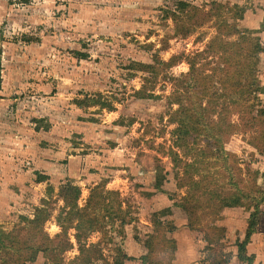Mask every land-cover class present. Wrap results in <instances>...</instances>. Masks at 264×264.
I'll use <instances>...</instances> for the list:
<instances>
[{
	"label": "rangeland",
	"instance_id": "374dc122",
	"mask_svg": "<svg viewBox=\"0 0 264 264\" xmlns=\"http://www.w3.org/2000/svg\"><path fill=\"white\" fill-rule=\"evenodd\" d=\"M189 1L211 6L213 0ZM218 1L247 6L244 18L234 21L243 30L255 31L253 36L261 37L264 47V0ZM177 2L0 0V221L6 230L13 229L23 217H33L42 207L49 213L47 231L51 235L61 231L58 213L63 201L58 198V186L63 183H40L37 179L51 161L53 169L60 173L67 159L79 155L90 157L96 165L93 170L99 167L98 173L105 170L101 176L113 183L110 189L119 190L131 205L133 222L125 227V236L115 232V243H105L100 233L80 235L72 228L74 248L66 254L67 260L81 251L99 261L112 259L116 246L120 245L136 258L126 264H145L143 257L149 251L146 240L154 228L152 215L168 205L174 207L169 219L180 229L170 235L179 236L181 247L186 246L190 240L185 230L188 219L179 207L186 189L178 186L181 171L165 155L173 143L175 127L169 121L171 112L177 108L169 100L173 84L169 80L159 83L156 92L163 96L160 99L136 98L131 94L142 85L143 72L127 68L134 60L152 61L156 52L169 59L206 48L216 33V25L210 22L187 38L174 36L170 10L176 8ZM75 51L87 56H77ZM259 59V83L264 85V52ZM188 70L184 61L172 72L181 75ZM96 93L125 98L114 99V111L80 108L75 103L77 98ZM259 99L264 104V90ZM36 119H41L43 126L50 124V130H37ZM131 119L136 122L131 123ZM234 120L239 122V116L235 115ZM249 136L250 132L237 133L227 148L239 154L243 166L264 173V154L256 153L248 144ZM158 165L165 167L168 176L164 187L153 192L152 189L158 188L155 185ZM49 185L54 188L53 194L48 192ZM90 185H81L82 205ZM159 192V199L154 200L153 196ZM250 214L244 208L227 209L220 220L228 229L225 251H233L235 255L231 264L254 262L253 257L249 262H241L238 254ZM192 236L200 246L192 264H208L202 250L209 242L206 233L194 232ZM30 264L51 263L41 255Z\"/></svg>",
	"mask_w": 264,
	"mask_h": 264
},
{
	"label": "trees",
	"instance_id": "16d2710c",
	"mask_svg": "<svg viewBox=\"0 0 264 264\" xmlns=\"http://www.w3.org/2000/svg\"><path fill=\"white\" fill-rule=\"evenodd\" d=\"M211 3V6L210 3L197 5L189 0H178L176 8L170 10L175 25L174 36L187 38L210 22L216 25V33L206 48L192 55L176 54L169 59L156 52L152 61L134 60L127 68L143 72L142 85L131 94L136 98L160 99L163 96L156 92L159 83L169 80L173 84L169 100L177 108L171 112L169 121L175 127L173 143L165 155L182 174L178 186L185 188L186 194L180 206L188 215V226L204 231L208 237L205 261L230 264L232 253L225 251L224 243L227 227L220 220H223L226 208L243 207L251 215L247 236L239 244V255L249 262L251 257L247 254L246 244L264 215V173L258 168L243 166L239 154L227 146L237 133L250 132L248 144L256 153L264 154V104L259 99L264 88L258 76L259 55L264 52V47L261 37L253 36L255 31L243 30L234 21L244 18L247 6H232L218 0ZM168 47L166 41L164 48ZM74 53L87 56L81 51ZM184 61L189 70L175 75L174 67ZM124 98L96 93L77 98L75 103L80 108L99 107L114 111L115 100ZM235 115L239 116V122L234 120ZM131 120V123L136 122V119ZM35 121L37 130H50V124L43 126L41 119ZM118 122L123 123L121 119ZM167 176L165 167L158 165V187L164 185ZM48 178L42 174L37 180L43 182ZM49 186L48 192L53 194L54 188ZM59 190L58 198L63 201L58 213L61 231L54 235L47 231L49 213L42 207L33 217H23L11 230H6L0 223V264H30L41 255L51 264H126V261L136 259L117 245L112 259L99 261L81 251L67 260L66 254L74 248L70 236L72 228L80 235L100 233L102 241L115 243V232L125 236V227L132 224L133 214L121 192L108 188L105 182L89 186V195L83 205V188L79 184L67 181ZM172 215L171 207L153 213L154 228L146 240L149 251L143 257L145 264H176L178 245L170 234L177 225L169 219ZM160 251L163 255H156Z\"/></svg>",
	"mask_w": 264,
	"mask_h": 264
},
{
	"label": "crops",
	"instance_id": "0c3cea01",
	"mask_svg": "<svg viewBox=\"0 0 264 264\" xmlns=\"http://www.w3.org/2000/svg\"><path fill=\"white\" fill-rule=\"evenodd\" d=\"M25 1L27 2L28 0H25ZM67 161L68 162L62 164L63 165L62 171L60 170V173L56 172L53 169L54 163H53V161H51L48 165H46V168L44 167L45 170H42L41 174L47 175L49 178L46 181H48L52 184L59 183L61 181H62V183H65L67 181H71V182L79 184L81 186L83 184L86 185L87 183L93 185V184H97L99 182H105V183H107L108 188H110V186H112L113 183L106 182L105 177L101 176V174L105 173L104 169H102L100 171V173H98L99 167H97V170H93V168L96 167V165H95V163L93 164L94 161L90 157H85V156L80 157L78 155V157H72L70 159H67ZM124 172H126V169H124ZM120 179L122 180L124 178H120ZM155 180H156V178H155ZM40 183H42V182H40ZM155 185H156V187H158L157 181H155ZM58 187L60 188V186H58ZM163 187H164V185L162 187H158L157 189H152V191L156 192L157 190H159ZM15 194H17V193L15 192ZM160 194H161L160 192L155 194L153 196V199L158 200L160 197ZM13 195L14 194H12V196ZM12 198H14V197H12ZM170 206L171 205H168L165 207H170ZM179 207L182 208L180 205H179ZM236 208H243V207L226 208L224 211V217H225V213H226L227 209H236ZM172 211L174 214V207L172 208ZM183 212H184L185 216H187V219H188V215H187L186 211L184 210ZM0 219H2V218L0 217ZM1 222L2 221H0V223ZM223 225H225V224H223ZM247 227H248V225H247ZM179 230L180 229H178V230L176 229L173 233H171V235L177 234V231H179ZM185 230L189 233V236H190V240H187L186 246L181 247L179 236L176 237V235H175L173 237L176 239L177 245H178V248L176 251V257H175L176 264H192L193 261L198 257L200 246L197 244V241L195 239L196 237L192 236V234L194 232H200V231L191 229L188 226V221H187V226L185 227ZM227 232H228V229H227ZM226 236H227V234H226ZM246 236H247V228H246V232H245V230L243 231V237L246 238ZM225 240H226V237L224 238V241ZM205 247H206V245H205ZM205 247H203V249H202L203 251H204ZM246 249H247L248 256L253 257L254 262H252V264H256V263L264 264V261H262V260H264V215H263L261 221L258 223L256 231L252 234L249 242L246 244ZM232 252L233 251H231L230 253H232ZM238 254H239V249H238ZM233 256H235L234 253H232V257ZM232 257L230 260V264L232 262ZM239 257H240V255H239ZM241 262H244V261L241 260Z\"/></svg>",
	"mask_w": 264,
	"mask_h": 264
}]
</instances>
